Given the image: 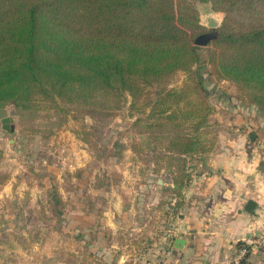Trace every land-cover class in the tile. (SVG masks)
<instances>
[{
  "label": "trees",
  "instance_id": "trees-1",
  "mask_svg": "<svg viewBox=\"0 0 264 264\" xmlns=\"http://www.w3.org/2000/svg\"><path fill=\"white\" fill-rule=\"evenodd\" d=\"M211 1L226 17L204 58L194 43L204 33L196 0H0V109L71 108L106 119L128 95L135 106L155 87L150 113L136 123L167 128L160 138L171 172L176 166L168 189L179 198L176 207L184 206L188 159H205L220 143L204 64L264 114V0ZM179 71L188 73L185 83L167 87ZM144 138L148 148L158 140ZM51 188L52 216L62 222L66 202ZM240 264H248L246 256Z\"/></svg>",
  "mask_w": 264,
  "mask_h": 264
},
{
  "label": "rangeland",
  "instance_id": "rangeland-1",
  "mask_svg": "<svg viewBox=\"0 0 264 264\" xmlns=\"http://www.w3.org/2000/svg\"><path fill=\"white\" fill-rule=\"evenodd\" d=\"M196 4L201 21L205 9H214L211 0ZM215 11L225 19L224 11ZM199 47L207 58L212 43ZM204 65L215 128L221 136L244 132L253 165L264 173V114L241 99L234 83ZM187 78L179 71L167 87L179 88ZM155 91L149 87L135 106L128 95L106 119L44 106L16 108L14 131L4 130L0 120V229H6L0 233V264H168L174 237L182 233L179 198L168 189L176 161L171 172L167 141L160 138L167 128L148 127L150 120L136 123L150 113ZM152 133L158 140L148 148L144 137ZM201 161L188 159L189 184L205 169ZM52 185L66 202L62 222L52 216Z\"/></svg>",
  "mask_w": 264,
  "mask_h": 264
},
{
  "label": "crops",
  "instance_id": "crops-1",
  "mask_svg": "<svg viewBox=\"0 0 264 264\" xmlns=\"http://www.w3.org/2000/svg\"><path fill=\"white\" fill-rule=\"evenodd\" d=\"M245 136L220 135L217 150L199 163L205 169L180 199L192 201L191 206L177 208L182 233L174 237L168 264H227L241 251L240 242H247L248 264H263L264 249L252 242L264 227V173L254 167ZM250 199L257 202L254 214L245 209ZM176 238L186 239V245L175 247Z\"/></svg>",
  "mask_w": 264,
  "mask_h": 264
},
{
  "label": "water",
  "instance_id": "water-1",
  "mask_svg": "<svg viewBox=\"0 0 264 264\" xmlns=\"http://www.w3.org/2000/svg\"><path fill=\"white\" fill-rule=\"evenodd\" d=\"M224 22V18L221 15H218L216 11L209 7L205 9L202 13V21H200L201 25L211 29L210 31H206L200 35H198L194 43L197 46H207L210 43H212L215 40H218L220 38V32L218 29L222 26ZM16 114V106L12 105L10 112L6 108L0 109V120L2 121V127L6 131H14V115ZM256 138V134L252 133L250 135V139L254 141ZM163 180L159 179V183H162ZM257 206V202L253 199H250L245 209L247 212L254 214L255 208ZM187 240L183 238H176L175 239V247L177 248H183L184 245H186Z\"/></svg>",
  "mask_w": 264,
  "mask_h": 264
},
{
  "label": "built area",
  "instance_id": "built-area-1",
  "mask_svg": "<svg viewBox=\"0 0 264 264\" xmlns=\"http://www.w3.org/2000/svg\"><path fill=\"white\" fill-rule=\"evenodd\" d=\"M252 243L256 244L258 246L264 247V227L262 230L257 232V234H255V237H254V240ZM246 253H247V249L242 248L241 251L239 252L238 256L235 259H233L232 261H230L228 264H240L241 260L246 255Z\"/></svg>",
  "mask_w": 264,
  "mask_h": 264
}]
</instances>
